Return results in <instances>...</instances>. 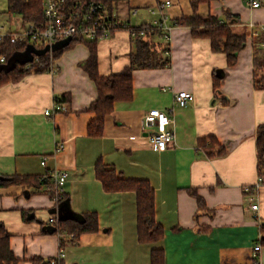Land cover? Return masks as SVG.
<instances>
[{
	"label": "crops",
	"instance_id": "1",
	"mask_svg": "<svg viewBox=\"0 0 264 264\" xmlns=\"http://www.w3.org/2000/svg\"><path fill=\"white\" fill-rule=\"evenodd\" d=\"M165 1L127 0L114 10L121 22L134 27L158 19L160 15L150 11ZM169 1L164 10L169 38L160 31L149 41L154 56H168L170 64L133 69V95L114 103L100 137L86 131L93 116L88 107L97 91L80 66L89 54L85 41L63 50L49 69L0 87V175H44L54 168L68 174L62 188L68 206L54 203L43 187L34 191L26 184L0 186V223L9 233L17 264H33V257L48 260L61 248L64 264H150L152 248L162 249L164 264H251L254 257L264 264V245L252 250L264 220V174L258 175L255 150L257 124L264 122V90L252 84L254 57L264 58V31L253 37L249 27L264 23V0L257 7L251 0L198 4L196 14L214 15L246 34L231 66L227 56L211 50L207 38H195L188 26L176 23L192 15L191 0ZM15 20L20 21L14 16L6 22ZM96 45L102 75L122 70L136 50L130 30L122 28ZM180 90L190 91L193 101L172 107L173 93ZM61 94H68L69 101L46 115L45 109H52ZM171 107L175 138L167 149L157 150L141 132L140 121L149 109ZM210 136L224 145L223 155L207 156L198 140ZM98 159L126 178L148 179L161 239L137 240L135 193L102 188L94 174ZM258 180L253 211L242 188ZM190 188L203 199L202 208ZM89 211L98 216V230L81 234L76 242L65 239L60 245L57 233L42 232L52 214Z\"/></svg>",
	"mask_w": 264,
	"mask_h": 264
},
{
	"label": "trees",
	"instance_id": "2",
	"mask_svg": "<svg viewBox=\"0 0 264 264\" xmlns=\"http://www.w3.org/2000/svg\"><path fill=\"white\" fill-rule=\"evenodd\" d=\"M79 1L82 4V10L89 2L102 3L108 12H112L119 3L127 0H64L66 4L73 5ZM211 0H191V8L193 13L191 16H183L176 21L178 25H186L191 29L193 37L207 38L210 42L211 50L221 52L227 56V64L229 66L236 62V54L245 45L246 34L234 31L231 24L220 23L214 15L202 16L196 14L195 11L199 3L209 2ZM7 13L18 16L22 20V24L32 22L41 24L43 21L42 0H6ZM130 30L136 31L133 37L136 50L130 53V63L117 73L102 75L97 71V45L95 40H84L89 49V54L85 61L81 63V67L89 75L94 83L97 91V97L91 101L88 111L93 116L86 124L87 134L91 137H100L103 133V123L107 114H109L116 101H128L133 95L132 87V71L134 68L166 66L170 64V58L165 56L157 59L152 52L149 36L159 34L160 30L150 23H141L139 26H128ZM143 30V34L139 35V31ZM83 41V42H84ZM76 42H82L78 39L71 40L64 47H58L54 50L51 48L45 50V46L35 48L27 41H17L11 43L9 36L0 41V87L6 84H14L32 72H42L49 69L51 60L55 59L63 50L70 48ZM252 84L255 89L264 90V58L255 56L253 60ZM218 78L214 77L213 85L215 91L217 89ZM68 94H61L55 97V101L62 103L69 101ZM208 140L207 142H205ZM256 150V169L258 175L264 174V122L258 123L255 135ZM199 144L203 146L207 156H220L226 151L223 144L218 142L216 137H203ZM94 174L100 181L101 187L109 192L117 191H134L136 201V229L137 240L140 243L156 242L163 235L162 226L155 221V200L154 189L150 185L148 179L126 178L120 173L98 159L94 165ZM41 175L27 174H2L0 175V186L26 184L33 186L34 191L41 190L45 184H50V175L47 172L45 177L39 179ZM190 193L197 199L199 209L203 207V199H201L194 189H188ZM49 194L51 191L45 190ZM57 204L69 205L68 198L62 193ZM56 223L46 222L42 224V232L57 233L60 235V245L66 239L76 242L83 233L96 232L98 230V216L95 211L89 212H71L68 216L57 217ZM260 244L264 245V220L260 221ZM72 235L70 238L69 236ZM150 264H164L163 251L160 248H152L149 253ZM48 260H41L39 257H33V264H53ZM18 259L14 256L9 247V233L5 226L0 223V264H17ZM54 264H64L63 260H58ZM251 264H259L256 257L253 258Z\"/></svg>",
	"mask_w": 264,
	"mask_h": 264
},
{
	"label": "built area",
	"instance_id": "3",
	"mask_svg": "<svg viewBox=\"0 0 264 264\" xmlns=\"http://www.w3.org/2000/svg\"><path fill=\"white\" fill-rule=\"evenodd\" d=\"M76 4L68 6L64 0H42L43 21L41 24H35L32 22H27L22 24V20H15V28L10 30L4 28L0 24V41L4 40L6 36H9L11 43L17 41H29L33 47L41 48V46L50 47L57 41L70 38L71 40L78 39L80 41L84 40H98L101 38H107L111 36L112 32L117 29H128V24L121 22L117 16V13L113 9L112 12H108L106 7L102 3L89 2L82 8V4L79 1ZM171 1H165L156 5L154 10L150 13H158L160 17L154 19L151 23L152 26H156L162 33L165 40H168L169 26L166 23V15L164 10ZM249 4L252 7H257L260 5L259 0H251ZM251 28L250 35L255 36L259 31H264V23L258 26L249 25ZM131 35L134 37L136 31L130 30ZM139 35L143 34V30L139 31ZM167 53V51H165ZM3 60V55L0 56V61ZM193 94L187 90H180L173 93L172 100L173 106L185 107L186 104L193 101ZM52 109H45L44 113L46 115L51 114V110L57 112L63 108V104L56 102L54 100ZM171 109L164 111L156 108L149 109L143 113L140 121V130L145 133L149 140L155 145L157 150L167 149L172 145L175 138L174 129V117L171 113ZM41 164L44 165L45 161L41 160ZM50 175L51 183L45 184L44 189L51 191L50 197L54 203L57 204L62 193L63 186L68 178L67 171L64 169H50L47 172ZM45 177L41 175L39 179ZM259 187V180L257 184L245 185L242 188V192L247 202L249 208L253 211L257 210L256 202V192ZM56 214H52L48 217L49 223H56ZM59 235V234H58ZM70 238L72 235L69 236ZM60 239V235H59ZM260 241H257L252 250L254 252L259 251ZM64 257L63 249L61 248L59 252L51 257V263H57L58 260H62Z\"/></svg>",
	"mask_w": 264,
	"mask_h": 264
},
{
	"label": "rangeland",
	"instance_id": "4",
	"mask_svg": "<svg viewBox=\"0 0 264 264\" xmlns=\"http://www.w3.org/2000/svg\"><path fill=\"white\" fill-rule=\"evenodd\" d=\"M141 13H142V15L146 14L144 11H142ZM14 16L15 15L11 16L10 14L7 13L6 0H0V24H2L4 26V28H6V29H10V30L14 29L15 28L14 21L12 23L6 22V19L12 20L14 18ZM133 22H134V19H133Z\"/></svg>",
	"mask_w": 264,
	"mask_h": 264
},
{
	"label": "water",
	"instance_id": "5",
	"mask_svg": "<svg viewBox=\"0 0 264 264\" xmlns=\"http://www.w3.org/2000/svg\"><path fill=\"white\" fill-rule=\"evenodd\" d=\"M69 43H70V38H66V39H63V40H60V41L55 42L50 47L45 46L46 47L45 50H48L50 48L52 50H54V49H56L58 47H64V46L68 45ZM57 217H59V216H57Z\"/></svg>",
	"mask_w": 264,
	"mask_h": 264
}]
</instances>
